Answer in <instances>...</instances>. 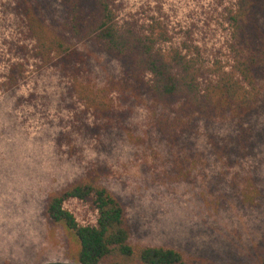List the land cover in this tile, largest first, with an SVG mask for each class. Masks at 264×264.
<instances>
[{"label": "trees", "instance_id": "obj_1", "mask_svg": "<svg viewBox=\"0 0 264 264\" xmlns=\"http://www.w3.org/2000/svg\"><path fill=\"white\" fill-rule=\"evenodd\" d=\"M10 1L26 45L17 44L25 62L7 68L6 94L15 92L30 64L54 68L63 98L85 105L94 122L105 125L87 132L119 138L128 116L146 110L148 124L134 131L144 171L161 166L162 175L186 180L202 161L220 165L223 174L248 162L264 165V0H234L225 8L228 38L213 58L194 28L177 33L160 17L125 14L118 0ZM87 47L106 55L116 71L106 79L94 72ZM103 173L102 165L91 164L47 199V218L76 246L70 248L74 263L194 264L176 249L133 243L127 208ZM258 190L244 195L254 205ZM71 201L94 220L81 224L66 208Z\"/></svg>", "mask_w": 264, "mask_h": 264}, {"label": "rangeland", "instance_id": "obj_2", "mask_svg": "<svg viewBox=\"0 0 264 264\" xmlns=\"http://www.w3.org/2000/svg\"><path fill=\"white\" fill-rule=\"evenodd\" d=\"M118 2L123 13L160 17L177 33L194 28L210 58L223 52L228 38L224 12L234 0ZM23 31L12 2L0 0V264H75L70 248L76 246L70 247L68 232L47 218L45 208L52 193L76 180L91 164L106 169L105 183L125 204L133 243L176 249L194 264L260 262L264 165L248 162L223 174L220 165L202 161L186 180L162 175L161 166L156 173L144 171V158L136 149L139 133L134 131L145 128V109L128 116L127 128L116 131L119 138L99 137L86 128L105 125L95 123L85 105L63 98V82L54 68L39 71L30 64L14 93L1 89L7 68L25 62L17 48L26 45ZM87 48L94 72L106 79L116 71L117 65L106 55ZM152 160L148 157L147 164ZM258 188L254 205L253 197L244 195L253 196L248 190ZM66 208L81 224L94 220L77 201Z\"/></svg>", "mask_w": 264, "mask_h": 264}]
</instances>
